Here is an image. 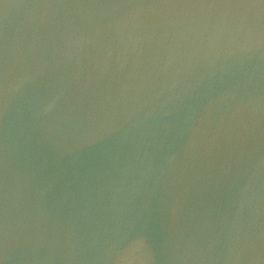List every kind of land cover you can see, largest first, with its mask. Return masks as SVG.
<instances>
[{"label":"water","instance_id":"1","mask_svg":"<svg viewBox=\"0 0 264 264\" xmlns=\"http://www.w3.org/2000/svg\"><path fill=\"white\" fill-rule=\"evenodd\" d=\"M0 264H264V0H0Z\"/></svg>","mask_w":264,"mask_h":264}]
</instances>
